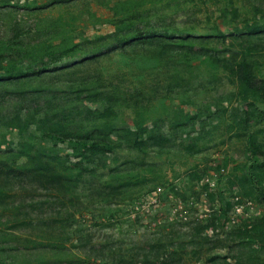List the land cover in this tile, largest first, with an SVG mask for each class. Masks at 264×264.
<instances>
[{
    "label": "rangeland",
    "instance_id": "1",
    "mask_svg": "<svg viewBox=\"0 0 264 264\" xmlns=\"http://www.w3.org/2000/svg\"><path fill=\"white\" fill-rule=\"evenodd\" d=\"M261 219L264 0H0V264H264Z\"/></svg>",
    "mask_w": 264,
    "mask_h": 264
},
{
    "label": "trees",
    "instance_id": "2",
    "mask_svg": "<svg viewBox=\"0 0 264 264\" xmlns=\"http://www.w3.org/2000/svg\"><path fill=\"white\" fill-rule=\"evenodd\" d=\"M73 47L74 46L67 47V46H61V45H51V46H48V48L44 50H46L45 55L47 54V56L56 57V56H63L67 53H71V51H73ZM236 231L238 233L237 235H241L245 233L244 237L249 243L250 241L252 242V241L258 240L261 243L262 250L264 251V245H263L264 243V219L256 221L246 230L237 229ZM175 257L177 260L179 259L176 253H172L170 254V256H167V258H172V259H174ZM212 260H214V258H212ZM237 264H239V262H237Z\"/></svg>",
    "mask_w": 264,
    "mask_h": 264
}]
</instances>
